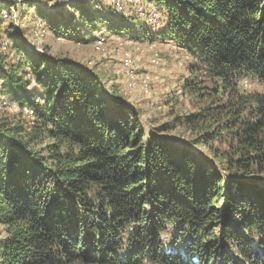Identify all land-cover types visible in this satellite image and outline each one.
Here are the masks:
<instances>
[{"label":"trees","instance_id":"trees-1","mask_svg":"<svg viewBox=\"0 0 264 264\" xmlns=\"http://www.w3.org/2000/svg\"><path fill=\"white\" fill-rule=\"evenodd\" d=\"M141 2L166 18L141 37L171 41L203 77L183 85L202 106L175 122L223 171L147 136L93 71L2 27L17 57L0 43V96L31 120L0 123V264H264V0ZM29 4L46 29L76 41L104 10ZM75 14L89 32L72 27ZM110 22L117 34L139 31ZM249 81L261 90L241 91Z\"/></svg>","mask_w":264,"mask_h":264},{"label":"rangeland","instance_id":"rangeland-1","mask_svg":"<svg viewBox=\"0 0 264 264\" xmlns=\"http://www.w3.org/2000/svg\"><path fill=\"white\" fill-rule=\"evenodd\" d=\"M85 1L90 5H94L95 2V8L99 9L104 4L102 6L104 10L100 20L94 22V33L86 36L83 41L72 40L52 33L49 28L46 29L44 26L46 21L38 16L36 8L29 4L34 3L48 12L60 4L72 3L69 0H0V10H2L0 28L12 25L16 37L28 43L37 53L55 59L71 60L93 71L99 78L106 95L112 100L116 99L127 105L147 136L156 134L172 139L179 147L188 146L198 155L210 159L215 168L223 171L222 163L210 155L205 146L195 147L190 143L195 138L194 132L182 123L177 126L175 122L176 117L195 113L202 106V102H199L194 95L184 92L183 89L184 82L191 77L203 78L202 75H197L196 71L190 70L193 59L171 41H152L144 38L145 36L141 37V35L156 32L155 30L166 19L164 13L161 12L158 16L159 25L156 21L153 26L147 17H138L135 14L134 6L128 2L129 0H120L121 6L118 5V7L106 4V0H76L75 3ZM151 6L157 8L154 5ZM72 13L74 14L70 8L65 7L62 15L67 17ZM77 18L78 14H75L76 22L72 24V27L79 31L83 29V34L89 32L91 26L78 22ZM108 21L116 26L122 24L123 28L132 25L139 31L134 33L129 31L128 35L124 32L117 34L109 30ZM35 27L42 28L40 36L34 35ZM99 33L104 38V42L97 46L94 41ZM0 43L3 48L1 51L7 53L10 61H15L17 55L7 46L6 35L0 36ZM126 57L130 59L135 69L133 78L124 66ZM131 82L133 86L129 85ZM254 90H261V88L251 81L241 89L244 92ZM22 113L17 104L0 96V123L17 124L31 120L27 110ZM259 186L264 184L259 182ZM3 235L0 226V237Z\"/></svg>","mask_w":264,"mask_h":264},{"label":"bare ground","instance_id":"bare-ground-1","mask_svg":"<svg viewBox=\"0 0 264 264\" xmlns=\"http://www.w3.org/2000/svg\"><path fill=\"white\" fill-rule=\"evenodd\" d=\"M128 2L131 3L134 6V9H135V11H136L137 14H139L141 16H145V18L147 17L148 21H151L153 23V25H155L154 23H156V21L158 19V16H159V13H158V11H156V9H154L153 7H149V6H144L142 4L141 0H129ZM120 3H121L120 0H106V4L112 5V6H117L118 7V5H120ZM5 16H6V14H5ZM41 34H42V28L35 27L34 28V35L35 36H40ZM94 42H95V44H97V46L102 45L103 42H104V38L101 37V36H97L95 38V41ZM127 57H128V55H127ZM127 57L124 60V66H125V63H130V70H127V73L130 74V76L133 78V75L135 74V69H134L133 65L131 64L132 62ZM129 85H132L133 86V82H131V84H129Z\"/></svg>","mask_w":264,"mask_h":264},{"label":"built area","instance_id":"built-area-1","mask_svg":"<svg viewBox=\"0 0 264 264\" xmlns=\"http://www.w3.org/2000/svg\"><path fill=\"white\" fill-rule=\"evenodd\" d=\"M126 70H130V63H125Z\"/></svg>","mask_w":264,"mask_h":264},{"label":"water","instance_id":"water-1","mask_svg":"<svg viewBox=\"0 0 264 264\" xmlns=\"http://www.w3.org/2000/svg\"><path fill=\"white\" fill-rule=\"evenodd\" d=\"M69 1L73 3V2H75L76 0H69Z\"/></svg>","mask_w":264,"mask_h":264}]
</instances>
